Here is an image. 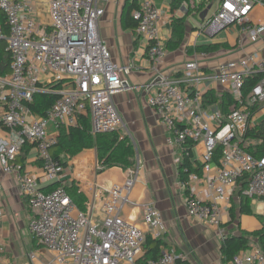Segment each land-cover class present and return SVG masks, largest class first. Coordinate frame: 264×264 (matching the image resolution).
I'll return each mask as SVG.
<instances>
[{
  "label": "built area",
  "instance_id": "obj_1",
  "mask_svg": "<svg viewBox=\"0 0 264 264\" xmlns=\"http://www.w3.org/2000/svg\"><path fill=\"white\" fill-rule=\"evenodd\" d=\"M106 1L48 0L39 15L33 0H0L11 58L9 74L0 78V124L13 134L0 144V174L15 178L20 195L35 210L28 229L35 243L49 254L43 260L31 252L24 264H140L145 236L162 240L165 234L160 211L151 203L138 204L132 199L137 183L132 169L125 170L121 184H95L85 213L65 191L69 183L64 179L65 168L51 154L55 137L49 134V125L58 133L61 128L76 126L80 116H87L91 134L100 135L118 131L121 124L113 97L131 88L126 79L131 67L115 64L99 35ZM137 1L139 7L132 13L137 22L134 33L145 42L144 55L154 74L144 90L156 87L147 104L170 134L168 146L181 147L182 155L189 145L204 147L200 174L192 172L186 181L179 180L187 215L222 234L223 216L245 179L242 195L264 218V156L255 158L245 150L247 133L264 124L258 119L264 109V0ZM213 5L215 9L209 13ZM188 18H194L200 27L193 42L189 41L194 29ZM175 19L184 22L182 47L188 58L164 73L159 66L168 52L166 44ZM167 27L170 37L164 40L161 35ZM220 33L228 37L225 42H197L199 35L214 39ZM213 44H227L229 49L197 50ZM221 53L225 57L236 54V58L221 60ZM249 79L254 85L245 93ZM54 84L60 89H53ZM209 92L218 97L217 103H208ZM37 94L58 96L43 117L29 109ZM224 94L231 99L226 112L219 106ZM24 143L36 152L41 180L17 162ZM218 147L221 156L219 163H214ZM42 181L57 187L42 191ZM128 206L142 209L144 228L122 217ZM4 249L0 243V264H9L1 259ZM192 259L191 251L163 247L160 255L146 264H192ZM230 264H264V250L254 242Z\"/></svg>",
  "mask_w": 264,
  "mask_h": 264
},
{
  "label": "crops",
  "instance_id": "obj_2",
  "mask_svg": "<svg viewBox=\"0 0 264 264\" xmlns=\"http://www.w3.org/2000/svg\"><path fill=\"white\" fill-rule=\"evenodd\" d=\"M112 2L114 0H107L102 4L105 13L99 21L98 32L102 40L105 41L113 62L117 65L131 67L126 78L131 88L116 94L113 97V102L121 119L118 128L119 134L127 136L135 150V164L131 169L137 175V183L132 192V199L138 204L151 203L160 211L165 226V234L162 237V241L166 244L165 247H174L181 252L191 251L194 254L192 264H225L221 259L219 244L217 243L216 246L214 243V236L203 238L201 231L204 229V225L187 215L184 205L185 192L179 186L178 167L180 164H177L180 161L182 162V148L176 145L168 146L166 139L170 137V134L147 104L148 97L156 87L154 86L149 92L144 90V86L150 84L153 80L154 74L150 70V64L144 55V51L141 56L137 54L136 48L134 51L136 55L130 51L133 46L137 45L139 39H137L134 32L123 30L126 46H122L125 38L121 34L118 38V34L112 36V33L111 35L108 33L112 23L116 22L117 15L120 17V12L118 14L117 11L113 14L109 13L112 12ZM124 2L125 0H123V4ZM47 3L48 0H33L37 14L41 15L45 11ZM224 39L227 40L228 37L225 35ZM229 39L231 43L232 37ZM187 55L183 47L176 51H168L159 66V71L168 73L174 66L186 61ZM220 57L221 60L234 59L236 54L225 57L221 53ZM1 113L2 107L0 104V115ZM258 119L261 122L264 121V109L259 113ZM48 132L55 138L58 135L52 125H49ZM12 137L13 134L9 130H5L0 126V144ZM194 147L192 148V155ZM19 156L20 159L23 158L21 154ZM61 161L67 163L64 167V179L69 183L76 182L80 192L87 198L88 203L94 193L95 184L98 186L121 184L126 177V171L120 168H111L97 173L95 149L84 151L71 159L62 156ZM197 161H200V159H197ZM22 164L26 172L41 180L40 164L33 147L24 157ZM0 184L2 186L0 196V243L4 244L5 247L1 259L9 264H24L31 252L37 253L43 260L49 258V254L35 243L29 232L28 224L34 216L35 210L31 209L20 195L15 178L0 174ZM40 185L42 188H46L50 184L42 181ZM237 194L238 191H235L231 202V207L233 204L236 211L235 220L230 225L236 227L240 232L259 230L261 223L258 228L251 229L256 222V220H252L251 215L254 213L257 216L256 209L252 212V208L255 206L251 202L249 203L251 214L239 215ZM230 209L228 214L223 216L222 225L231 221ZM121 214L124 219L144 228L143 211L140 207H125ZM230 225L228 227H231ZM239 231L237 235L240 234ZM24 232H27L30 241L27 252H25L24 245L21 242ZM197 249L204 253L203 260L198 256ZM21 250H24V252Z\"/></svg>",
  "mask_w": 264,
  "mask_h": 264
},
{
  "label": "trees",
  "instance_id": "obj_3",
  "mask_svg": "<svg viewBox=\"0 0 264 264\" xmlns=\"http://www.w3.org/2000/svg\"><path fill=\"white\" fill-rule=\"evenodd\" d=\"M139 7L137 0H125L121 15L119 17L120 26L123 30H129L135 32L137 22L132 18L133 11ZM0 27L2 30L3 38L0 39V78H5L9 74V67L11 58L6 50L5 36H7V26L4 15L0 12ZM185 30L184 22L180 19H175L172 22L171 37L166 44L167 51H176L182 47L184 42ZM220 49H229L227 44H213L202 45L197 48L198 51H207L209 53L217 52ZM191 50L187 49V53ZM254 85V80H247L245 82V93ZM53 89H60V85L54 84L51 86ZM58 98L56 95L37 94L34 96L32 104L29 105V109L32 114L43 117L46 111L52 105V103ZM208 103L213 104L219 101L214 92H209L207 97ZM221 104L219 105L222 112H226L227 105L231 104V99L227 94H224L221 98ZM263 123L259 124L251 131L247 133L246 151L255 158H261L264 156V144H263ZM0 126L4 128L1 124ZM32 145L24 143L21 147L20 154L23 156L17 157L18 163H23L24 157L32 149ZM193 145H189L182 155V162L178 167V177L180 181L187 180L188 174L195 172L200 174L202 165L199 161L193 159L192 148ZM95 149L98 171L101 173L107 169L120 168L122 170L131 169L135 164V150L133 144L127 136L119 134V131H112L107 134L92 135L90 132L89 117L80 116L76 126L61 128L55 138V144L51 147V154L54 159L61 161L62 156H66L69 159L78 156L84 151ZM221 156V148L218 147L215 152L214 163H219ZM65 167L66 162H62ZM57 185H51L44 188L42 191H49L56 188ZM246 187L245 179H242L238 188V209L239 215H250L249 209L250 200L242 195ZM65 191L76 205V207L83 211H88V201L85 195L80 192L77 183L72 181L65 185ZM236 207L232 204L230 209V224L235 220ZM253 238L255 242L264 250V221L261 223V228L255 232H243L241 231L237 236H226L220 245L221 259L225 264H230L234 256L241 251L246 250L250 243L249 239ZM166 244L160 240H154L150 235L145 236V242L143 245V253L139 258L140 264H146L148 261L155 260L161 253V249Z\"/></svg>",
  "mask_w": 264,
  "mask_h": 264
},
{
  "label": "rangeland",
  "instance_id": "obj_4",
  "mask_svg": "<svg viewBox=\"0 0 264 264\" xmlns=\"http://www.w3.org/2000/svg\"><path fill=\"white\" fill-rule=\"evenodd\" d=\"M122 4H123V0H114V2H112V12H109V13L113 14V12L117 11V14L120 12V15H121ZM214 9H215V5H213V7H212V9L210 10L209 13H212V11H214ZM176 17L179 18L180 14L177 13ZM186 20H187V23L189 24V26L194 29L192 34L190 35V40H189L190 42H193L195 37L198 36V32H199L200 27H198L196 25V23H195L196 21H195L194 18H192V19L188 18ZM108 33L110 35L112 33V36H115V34H118V38H120V34L123 36V29L120 26L119 16L118 15L116 17V22L115 23L113 22L112 26L108 29ZM123 37L125 38V36H123ZM161 37L164 40H168L169 39V37H170V29H169V27L166 28V31L161 35ZM224 38H225V34L224 33L218 34L214 39H210L206 35L202 34V35H199L197 42H198V44H201V43H204V42L205 43H208V42L220 43V42H225L226 41ZM164 40H162V43H164ZM119 44L121 45L120 41H119ZM144 44H145V42L142 41L141 39H139L137 41V45L133 46L130 51L134 53L135 48H136L137 54H139V56H141L143 51H144ZM122 46H126V38L123 40ZM134 55H136V54L134 53ZM263 142H264V138H263ZM203 151H204L203 145L197 144L194 147V149H193L194 159L195 160L200 159L201 156L203 155ZM253 211H255V207L252 208V212ZM73 215H75V213H73ZM251 216L253 218L252 220H256L255 225L253 224L251 229L258 228L260 223H262L264 219L261 216H259V215L256 216L254 213ZM229 225H230V222H227L226 224L222 225V227H221L222 228V234H220V235H219L218 232H216V229H211V228H209V227L204 225L203 226L204 229L201 231V235L204 236L203 238H205V239L207 237L211 238L212 235H213L214 239H215L214 243L216 244V246H217V243H218L219 244V248H220V245H221V242H222V237L232 236V235L236 236L238 231H239L234 226L230 225L231 227H228ZM243 225H244V223H243ZM21 242L24 245L25 252H27V249H29V242H30L27 232L23 233V236L21 238ZM254 242H255V240L253 238L249 239L250 245L252 243H254ZM21 251L24 252V250H21ZM196 252H197L198 256L203 260L204 253L201 252L199 249H197ZM207 256H208V254H207Z\"/></svg>",
  "mask_w": 264,
  "mask_h": 264
},
{
  "label": "water",
  "instance_id": "obj_5",
  "mask_svg": "<svg viewBox=\"0 0 264 264\" xmlns=\"http://www.w3.org/2000/svg\"><path fill=\"white\" fill-rule=\"evenodd\" d=\"M206 12H207V11L205 10V11L203 12V14L200 16V18H201V19H203V18H204V16H205Z\"/></svg>",
  "mask_w": 264,
  "mask_h": 264
}]
</instances>
